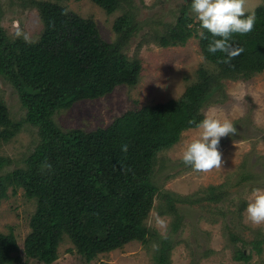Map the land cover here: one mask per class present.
Masks as SVG:
<instances>
[{
	"label": "trees",
	"instance_id": "16d2710c",
	"mask_svg": "<svg viewBox=\"0 0 264 264\" xmlns=\"http://www.w3.org/2000/svg\"><path fill=\"white\" fill-rule=\"evenodd\" d=\"M63 1L32 2L43 26L35 42L11 39L0 30V76L15 89L25 110L24 120L14 123L0 101V145L15 137L23 124L37 129L39 138L24 167L0 177V202L7 198L8 188L13 194L21 189L36 202L22 253L26 260L38 264H53L64 238L86 263L131 242L147 245L144 223L158 195V187L152 182L156 155L176 145L183 132L197 129L204 108L216 93H223L225 81L247 80L264 71L263 0L254 11L257 20L253 30L233 35V47L243 51L230 60L219 51L208 52L213 37L203 30L200 52L215 69L199 68L196 82L180 98L129 111L105 130L62 132L52 120L56 112L79 101L100 99L117 87L133 88L141 74L139 60L123 53L138 29L132 21L136 10L128 0H89L106 14L127 9L113 24L117 36L113 43L100 37L91 18L67 11ZM189 11L190 2L181 9L176 26L161 34L153 31L157 46H182L192 37L196 29L190 26L194 21ZM5 163L0 159V167ZM232 185L228 189L208 187L196 198L180 199L164 192L161 197L169 206L162 213L173 218V232L182 223L175 203L204 205L201 209L206 212L211 204L234 194ZM244 208L245 202L238 200L228 222L233 228L240 224ZM228 235L232 245L238 241L247 244L234 229ZM252 244L259 252L261 241ZM170 249L166 239L160 240L155 263L170 264ZM19 252L12 233H0V264H20ZM249 258L242 249L233 247L235 261L246 264Z\"/></svg>",
	"mask_w": 264,
	"mask_h": 264
},
{
	"label": "rangeland",
	"instance_id": "374dc122",
	"mask_svg": "<svg viewBox=\"0 0 264 264\" xmlns=\"http://www.w3.org/2000/svg\"><path fill=\"white\" fill-rule=\"evenodd\" d=\"M50 0H0V30L11 39L22 38L29 42L39 39L43 26L32 2ZM52 2V1H51ZM134 9L133 25L137 31L123 53L129 59H138L141 74L133 88H115L109 95L97 100H83L70 109L56 112L52 120L62 132L80 130L86 133L105 130L112 122L129 111H138L145 106L165 103L180 98L185 89L196 82L199 68L214 71V67L200 59L199 38L201 29L194 14L191 27L196 32L182 46L161 48L153 41L158 34L177 25L181 9L190 0H128ZM263 0H245V12L255 11ZM67 11L82 18H91L100 37L108 43L116 41L113 24L127 12L125 7L112 14L89 0H66L61 3ZM156 22V25H152ZM140 29V30H139ZM162 86V87H160ZM223 93L215 94L204 108V116L210 107L217 109V118L227 117L236 127L235 135L222 137L219 143L221 168L207 172L194 171L181 160L187 142L198 135V128L181 134L179 142L172 148L159 152L154 159L152 182L158 187L153 207L144 223L148 231L147 245L131 242L122 249L99 255L86 263L74 251L68 239L59 244L58 259L53 264H156L155 250L160 240L170 244V264H244L233 259L234 249H242L248 255L246 264H264V224L255 225L247 220L244 209L240 224L233 228L228 222L236 212L238 200L249 202L254 188H264V71L247 80L225 81ZM0 101L5 105L14 123L23 121L25 110L20 104L15 89L0 76ZM39 143L37 129L23 124L21 131L6 143L0 145V159L6 163L0 167V177L7 172L24 167V161ZM246 178L242 182L240 179ZM233 184L234 194L222 198L202 210L204 205L175 203L182 223L173 232V218L164 213L165 201L161 195L166 192L181 198H196L204 195L208 187ZM233 193V192H232ZM7 198L0 202V233H12L21 257L20 264H38L26 260L22 253L23 241L29 230L30 218L36 210V202L28 199L19 189L15 194L8 188ZM226 216V217H225ZM236 222V220H234ZM245 228V229H243ZM239 239L234 245L229 240V231ZM242 229L244 231H242ZM261 241L260 251L252 242Z\"/></svg>",
	"mask_w": 264,
	"mask_h": 264
},
{
	"label": "clouds",
	"instance_id": "9594fccd",
	"mask_svg": "<svg viewBox=\"0 0 264 264\" xmlns=\"http://www.w3.org/2000/svg\"><path fill=\"white\" fill-rule=\"evenodd\" d=\"M245 0H190V10L199 23L200 35L207 30L213 39L208 45L209 53L217 51L226 60L239 54L231 43L234 34L245 35L256 24L254 11L245 12ZM200 59L206 60L201 54ZM162 87V86H160ZM217 109L210 107L204 118L197 124L198 135L186 143L182 152V162L194 171L207 172L221 168L222 159L219 143L222 137L235 135L237 129L227 117L216 116ZM126 150V146H123ZM247 220L255 225L264 224V188H254L249 194V202L244 209Z\"/></svg>",
	"mask_w": 264,
	"mask_h": 264
}]
</instances>
